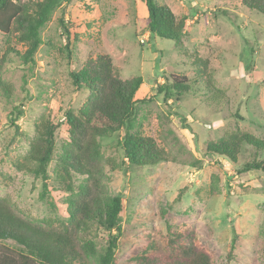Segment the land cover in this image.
<instances>
[{
	"label": "rangeland",
	"instance_id": "374dc122",
	"mask_svg": "<svg viewBox=\"0 0 264 264\" xmlns=\"http://www.w3.org/2000/svg\"><path fill=\"white\" fill-rule=\"evenodd\" d=\"M155 2L187 17L181 44L208 61L206 76L223 98L211 100L207 79L199 78L175 42L150 35L143 0H64L41 31L35 65L23 62L26 44L14 33L0 32V199L37 224L68 219L69 194L53 178L68 139L63 125L56 132L46 193L41 179L24 174L16 164L25 162L43 116L62 121L69 105L78 110L86 101L87 90L76 92L71 72L80 71L88 58L107 54L121 79H143L136 99L147 101L138 106L136 128L168 154V161L157 166L124 169L125 131L100 140L103 200L123 198L118 264H134L138 254L162 251L168 223L193 231L213 264H264V171H243L247 163L264 161V146L243 145L235 162L209 149L237 131L264 142V15L248 10L242 0ZM61 16L69 27L79 24L71 58ZM8 47L20 57L13 52L6 56ZM172 75L188 77L191 90L165 103L157 96V85ZM84 181L74 178L76 187ZM92 233L88 264H97L106 234Z\"/></svg>",
	"mask_w": 264,
	"mask_h": 264
},
{
	"label": "trees",
	"instance_id": "16d2710c",
	"mask_svg": "<svg viewBox=\"0 0 264 264\" xmlns=\"http://www.w3.org/2000/svg\"><path fill=\"white\" fill-rule=\"evenodd\" d=\"M63 1L0 0V32L14 33L19 43L27 45L23 62L36 64L35 55L43 45L41 31ZM143 1L148 10L147 31L150 35L175 42L190 58L199 78L207 79L211 100H221L222 93L206 76L208 61L196 53H189L181 44L187 17L175 16L169 7L159 5L155 0ZM242 4L248 10L264 15V0H242ZM59 23L71 58L74 30L79 24L69 27L63 16ZM11 52L20 57L11 47L6 56ZM71 77L76 92L87 90L83 106L74 110L69 105L59 122L43 116L36 125L35 139L30 143L25 162L16 164L24 174L41 179L46 193L52 178L49 167L56 152V132L63 125L68 139L56 159L53 178L58 188L69 194L66 200L68 219L62 222L47 219L37 224L22 216L7 199H0V264H88L94 229L106 234L97 264H118L116 254L122 234L123 198L117 195L103 200V185L99 178L103 159L100 140L125 131L120 165L124 169L157 166L168 161L166 150L141 128H136L138 106L147 101L136 99L143 85L141 77L121 79L107 54L88 58L80 71L71 72ZM189 82L186 76L172 75L171 81L166 78L164 83L157 85V96L165 103L178 99L191 90ZM262 84L264 86V80ZM12 121L18 128L15 119ZM246 144L256 148L264 146V142L254 135L237 131L209 149L235 162L241 147ZM254 170L264 171V161L247 163L243 167L244 172ZM75 176L85 179L78 187L74 184ZM167 229L165 248L138 254L132 260L134 264H213L210 255L197 245L193 231L176 230L169 223ZM262 233L264 235V229Z\"/></svg>",
	"mask_w": 264,
	"mask_h": 264
},
{
	"label": "built area",
	"instance_id": "2783aa9c",
	"mask_svg": "<svg viewBox=\"0 0 264 264\" xmlns=\"http://www.w3.org/2000/svg\"><path fill=\"white\" fill-rule=\"evenodd\" d=\"M144 38H146V39H147V37H144ZM144 38H143V39H141V42L145 44V39H144Z\"/></svg>",
	"mask_w": 264,
	"mask_h": 264
}]
</instances>
